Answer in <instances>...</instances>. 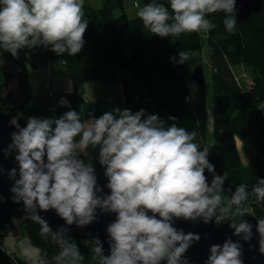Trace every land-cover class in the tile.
Listing matches in <instances>:
<instances>
[{
	"label": "clouds",
	"instance_id": "1",
	"mask_svg": "<svg viewBox=\"0 0 264 264\" xmlns=\"http://www.w3.org/2000/svg\"><path fill=\"white\" fill-rule=\"evenodd\" d=\"M135 7L143 28L161 38L209 32L217 25L206 17L218 12L225 14L223 24L229 33L237 23L235 0H168L167 5ZM87 26L84 0H0V51L13 58H19L20 50L37 47L57 56H76L85 44ZM177 55V63L189 59L185 51ZM59 105L68 110L59 117H29L25 127L13 118L10 124L17 131L8 146V151L18 153L19 179L15 168L8 174L15 179L14 202H23L29 218L41 226L42 238L50 235L58 243L55 264H82L84 256L67 237L68 230L53 231L37 208L55 209L67 225L78 227L96 220L98 208L115 213L116 220L107 228L110 254H103L98 238L91 241L99 264H188L183 254L200 236L175 228L174 218H202L204 223L215 218L217 224L230 219L234 235L242 234L245 241L251 238L252 225L245 220L236 223L232 217L245 216L241 205L250 197L264 201V178H257L251 192L243 183L234 191L228 189L231 196L224 201L227 173L215 174L209 151L195 142V130L167 124L144 109L133 113L114 108L98 118L89 113L85 121V113L71 108L65 97H60ZM89 146L98 147L108 195H98L102 189L93 163L81 158ZM205 169L212 174L210 183ZM257 231L264 235V220L258 221ZM240 249L231 239L212 245L205 264H242ZM22 255L49 264L47 253L35 246L23 248Z\"/></svg>",
	"mask_w": 264,
	"mask_h": 264
},
{
	"label": "trees",
	"instance_id": "2",
	"mask_svg": "<svg viewBox=\"0 0 264 264\" xmlns=\"http://www.w3.org/2000/svg\"><path fill=\"white\" fill-rule=\"evenodd\" d=\"M153 2L168 4V0H143L144 5ZM116 9H120L118 16L114 15ZM84 13L88 20L84 33L85 44L76 56L67 53L57 56L46 48H35L47 53L51 59L64 61L61 75L74 83V92L63 96L71 108L77 110L84 102L85 82H118L123 97L120 109L124 107L133 113L141 109L148 110L149 114L158 115L167 124L176 123L189 131L195 130V142L205 150L208 139L207 91L191 78L193 67L200 63L197 62V54L203 46L200 32L182 33L175 38L151 35L143 28L138 16H127L123 10V0H101L100 7L84 2ZM224 15L218 12L206 17L217 27L205 32L204 43L212 68L210 85L214 128L208 141L207 158L214 165L216 175L227 173L223 185V198L227 201L231 196L228 189L234 191L243 183L248 185L251 192L257 178H264V113L260 109V104L264 102V1L260 12L252 13L243 22L237 21L233 33L226 31ZM178 51L187 52L189 59L177 63ZM234 65L250 69L251 84L245 83V76L238 78L234 74ZM13 75L11 72H0V107L5 111L22 113L16 105V97L10 93L2 94ZM15 75L20 84H25L29 70L24 64ZM146 100H150L151 105L147 106ZM91 114L98 118L103 113L96 110ZM25 115L27 119L52 116L36 109ZM169 116L177 119L170 121ZM235 135L248 138L258 151L250 156L247 165L241 161L234 141ZM81 158L85 162H92L95 173L105 177L104 168L98 162V147L89 146ZM205 175L210 183L212 174L205 169ZM241 208L250 210L258 220H264V201L257 202L255 197H250ZM232 219L239 223L245 220V216H233ZM40 229L41 226L31 220L29 215L18 225L19 232L27 235L31 245L47 253L49 264H55L53 257L60 251L59 245L50 235L47 239L42 238ZM4 236L0 235V249H4ZM76 245L84 256L82 264H99L91 242H79ZM9 255L10 264H30L20 253Z\"/></svg>",
	"mask_w": 264,
	"mask_h": 264
},
{
	"label": "water",
	"instance_id": "3",
	"mask_svg": "<svg viewBox=\"0 0 264 264\" xmlns=\"http://www.w3.org/2000/svg\"><path fill=\"white\" fill-rule=\"evenodd\" d=\"M264 0H235V18L238 22L247 20L252 13L261 11ZM192 80L201 88L207 89V81L204 76L202 64L197 63L191 72ZM16 118L20 127L27 124V115L16 111H5L0 107V235H18V225L23 221L26 215L23 202H14L11 188L15 179H19V165L15 160L18 154L15 150L8 151V146L12 143L11 134L17 129L10 124V121ZM15 168L17 175L15 179H9V171ZM96 179L98 186L102 189L98 195H108L110 190L106 187L108 180L106 177L97 173ZM37 213L49 224L53 231L66 228L67 237L74 242H91L98 238L103 245V254H110V237L107 232L108 226L116 220L115 213H104L99 208L96 210L97 219L93 222L78 227L75 223L67 225L55 211L48 209L47 211L37 208ZM245 221L252 225L251 238L247 241L242 239L241 235H234V229L229 227L232 223L230 219L217 224L215 218L208 223H204L202 218L196 220H185L174 218L173 226L178 230H182L185 234L191 232L200 236L199 241L193 244L183 254L188 264H205L210 255L209 249L212 245H222L225 240L231 239L233 242H239L241 245L240 259L242 264H264V235H260L257 231L258 219L250 211L245 210ZM152 215V213H148ZM158 218V217H157ZM15 220V223L13 222ZM92 243V242H91ZM94 247V246H93ZM10 255L4 249H0V264H10ZM161 264H166L162 261Z\"/></svg>",
	"mask_w": 264,
	"mask_h": 264
},
{
	"label": "crops",
	"instance_id": "4",
	"mask_svg": "<svg viewBox=\"0 0 264 264\" xmlns=\"http://www.w3.org/2000/svg\"><path fill=\"white\" fill-rule=\"evenodd\" d=\"M93 7H100L101 0H84ZM2 55V54H0ZM34 55V54H33ZM36 55V54H35ZM28 59H31L33 70H29L28 81L25 84H19V81L13 76L4 88V95L10 93L11 96L16 97L17 107L22 110V113L27 114L32 110H39V112L50 113V115L59 117L63 112L67 111V107H61L59 105L60 97L69 95L74 92V83L71 79L63 77L59 71H61L64 61L55 60L51 61L55 69L59 71L52 74H47L45 71H41V68L36 65V58H31L28 55ZM22 62H19L14 66V69L8 70V63L5 62V58L0 63V72L16 73L19 70ZM26 65V64H25ZM243 68V67H242ZM35 73L36 78H39L35 92L30 89L31 75ZM41 83L48 82L51 95H48V89H46ZM115 82H108L105 80H90L84 83V102L80 104L77 111H83L85 113V121L88 119V114L96 110H101L102 113L111 111L114 108L122 106L123 98L121 91L114 85ZM36 94V95H35ZM20 96V97H19ZM11 251V250H10Z\"/></svg>",
	"mask_w": 264,
	"mask_h": 264
},
{
	"label": "rangeland",
	"instance_id": "5",
	"mask_svg": "<svg viewBox=\"0 0 264 264\" xmlns=\"http://www.w3.org/2000/svg\"><path fill=\"white\" fill-rule=\"evenodd\" d=\"M134 1H136L141 7L144 6L143 0H123V10L127 14V16H129L131 18L136 17L137 12L139 10L133 5ZM119 14H120V9L114 10L115 16H118ZM200 34L203 36V46H202V50L199 52V54H197L199 57L198 58L199 60L197 62H200L202 64L204 76H205V79L207 81L206 91H207V99H208V114H207V136H208V139H207V145H206L205 150H208L209 149L208 141H209V138L211 137L213 129H214L213 128L212 112H211L212 87L210 85V75H211L212 68H211V64L209 62L207 53L205 51L206 50V46H205L206 43H204L205 37H206L205 32L200 31ZM0 54H2V55H0V63L3 60V58H5V62L8 63V70H11V69L13 70L14 66L16 64H18L19 62H22L19 69L22 68V65L26 64V67L28 68V70L32 71L33 66L31 64V62H32L31 59H28V55H29V57H31V58H36L35 59L36 60L35 66H39L41 68V71H43V72L45 71L47 74H52L51 72H55V70H57L56 73L59 71L58 69H55L53 64H51L52 63L51 61L60 60V59H51L47 53L39 52L35 48L31 49V50H29V49L20 50L19 58H13L7 52L0 51ZM232 68H233L234 74L237 75L238 78L243 75L248 79V78H250L249 76H251L250 75L251 71L249 68H244V67L242 68V66H240V65H234ZM59 73L61 74V71H59ZM13 74H14L13 76L16 77V75H15L16 73H13ZM12 77H10V79ZM16 79H17V77H16ZM38 81H39V78L38 77L36 78V74L33 73L31 75V79H30V83L32 84L30 89L33 93L35 92L36 87H38L37 86ZM240 81L243 83L242 79H240ZM42 84L46 89H48V95H51L52 91L49 89L50 86H49L48 82L45 81L44 83H41V80H40V86H42ZM114 85H116V87L119 89V91H121V94H122L120 84L118 82H115ZM4 91L5 90L3 89L2 94H5ZM145 104L147 106H149V105H151V101L146 100ZM122 105H123V103H122ZM122 109H125V108L123 107ZM260 109L264 113V102L260 104ZM145 112H146V114H149L148 110ZM234 141H235V144L238 148V152L240 154V158H241L243 165H247L249 163L250 156L253 154H256L258 152L257 149L254 147V145L251 143V141L248 138H240L239 136L235 135ZM3 244H4V249L6 251L8 250L9 253L17 252L20 254H22L23 248L33 246V245H31V243H30V241H29V239L25 233H20V234L15 235V236L12 234H8V235L4 236ZM25 259L30 264H38V262L35 260H29L27 258H25Z\"/></svg>",
	"mask_w": 264,
	"mask_h": 264
},
{
	"label": "built area",
	"instance_id": "6",
	"mask_svg": "<svg viewBox=\"0 0 264 264\" xmlns=\"http://www.w3.org/2000/svg\"><path fill=\"white\" fill-rule=\"evenodd\" d=\"M137 4H138V3H137L136 1L133 2V5H134V6L137 5ZM245 81H246L247 85L251 84V79H250V78H248V79L245 78ZM6 252H7L8 254H10L8 250H7Z\"/></svg>",
	"mask_w": 264,
	"mask_h": 264
}]
</instances>
